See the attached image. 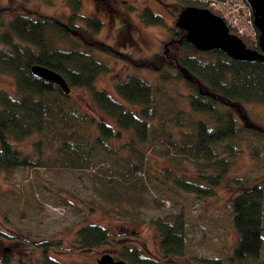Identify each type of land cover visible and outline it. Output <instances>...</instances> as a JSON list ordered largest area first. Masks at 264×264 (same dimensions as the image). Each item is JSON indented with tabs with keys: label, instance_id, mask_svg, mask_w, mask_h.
Here are the masks:
<instances>
[{
	"label": "trees",
	"instance_id": "16d2710c",
	"mask_svg": "<svg viewBox=\"0 0 264 264\" xmlns=\"http://www.w3.org/2000/svg\"><path fill=\"white\" fill-rule=\"evenodd\" d=\"M65 1L70 9L68 15L45 14L23 7L12 17L0 18V72H11L16 78V95L0 89V168L92 169L94 151L113 158L118 151L113 146L115 141L120 140L122 134L132 132L130 142L123 145L128 154L123 163L109 170V178L97 174L94 185L107 200L100 205L104 213L136 223L140 218L138 212L118 203L119 193L112 184L115 177H120L116 180L118 184L137 188H144L149 177L161 188L169 185L173 192H187L200 198L216 194V188L229 175L230 157L243 151V140L257 142L255 148L264 154V129L243 114L244 122L239 123L234 111L240 110L241 101L264 103V63L238 61L216 49L197 50L185 38V31L177 27L165 43L163 63L137 65L157 70L159 82L153 84L132 72L117 83L120 98H116L106 89L95 88L96 77L112 67L92 54L91 49L122 54L103 40L92 38V32H99L103 22L94 14H82V0ZM201 1L188 0L184 6H200ZM142 15L148 24L163 22V17L149 7ZM80 20L84 23H79ZM56 40L63 45H57ZM252 47L259 48L258 42ZM34 64L61 73L70 84L71 92L73 87L80 86L92 90L97 115L76 106L70 99L71 92L65 94L58 84L36 76L32 72ZM169 81L184 82V92L174 86L170 88ZM59 118L68 130L64 134L63 155L57 162L33 160L34 154L14 146L13 142L32 136H36L33 140L36 145H43L50 122ZM238 140H241L239 144ZM155 143L160 145V152L164 154L161 156L169 164L160 163L155 167L149 164L150 155L143 152L144 147ZM174 156L191 162L194 173L189 175L174 169L175 162L168 160ZM232 181L236 193L224 204L228 205L238 239L225 251L226 257L232 264H264L261 258L264 185H250L249 179L243 177ZM151 223L159 233L163 257L175 261L185 255L189 222L183 212L152 218ZM131 230L136 234L133 243L141 239L139 244L129 243L132 239L125 233L115 240L116 255L129 264H159L151 253L142 252L145 243L137 230L128 231ZM77 234V247L85 250L113 242V234L101 224H85ZM0 235L10 234L0 228ZM194 258L200 264H221L222 261V257L211 255ZM0 264L10 262L5 256L0 258ZM40 264L58 262L47 257Z\"/></svg>",
	"mask_w": 264,
	"mask_h": 264
},
{
	"label": "rangeland",
	"instance_id": "374dc122",
	"mask_svg": "<svg viewBox=\"0 0 264 264\" xmlns=\"http://www.w3.org/2000/svg\"><path fill=\"white\" fill-rule=\"evenodd\" d=\"M187 2L188 0H82V14H94L103 22L99 32H92V38L103 40L122 54L117 56L91 49L92 54L98 55L112 67L109 72H102L96 77L95 88L106 89L111 96L120 98L116 85L127 79V75L132 72L157 84V70L137 65L148 62L163 63L165 43L173 36L179 11ZM200 6L223 18L224 12H233L234 8L235 11L244 10L247 16L249 13L252 15L244 0H202ZM23 7L57 15H68L70 10L65 0H0V8H3L0 18L12 17ZM148 7L163 17L161 24H148L144 21L143 10ZM79 23H84V20ZM56 44L63 45L57 40ZM83 47L88 50L86 46ZM167 84L170 88L174 86L181 90L180 92H184L186 88L182 81H169ZM0 89L16 95V78L13 73L0 72ZM70 99L82 110L97 115L92 90L87 87H73ZM239 108L240 110H234L239 123L244 122L241 116L243 114L246 119L264 129V103L241 101ZM49 128L46 130L48 134L43 145L33 142L36 136L13 144L25 153L34 154L33 160L55 163L63 155L64 134L68 127L59 118L51 121ZM95 133L90 136L91 139ZM132 135V132H127L121 135L120 140L115 141L113 146L118 149V155L113 158L109 154L94 151L92 169L65 170L46 166L0 168V228L10 234L0 235V258L6 256L10 264H40L47 257L58 264H98V258L103 253L110 252L117 256L115 240H119L121 235L129 233L128 236L132 239L129 243H133L136 234L132 230L128 231L131 228L137 230L143 244L145 243L146 248L142 252L156 255L160 251V237L151 219L183 212L189 222L186 226L188 248L185 255L175 258L174 264H200L194 258L196 255L218 256L223 258V264H232L225 251L235 245L238 232L234 222L230 220L228 205L224 202L229 201L236 193L235 187L231 185L235 177L248 178L250 185H264V154L255 148L257 142L243 140V151L230 157L232 165L229 175L216 188L215 195L199 198L187 192H173L169 185L161 188L149 177L144 188L132 185L126 187L117 183L116 180L120 177H115L112 184L119 193V205L136 210L140 216L136 223H132L128 218L104 213L100 205L107 200L96 191L94 185L97 174L109 178V170L123 163L128 155L123 145L130 142ZM240 142L241 140L236 141L238 144ZM144 149L143 152L150 155L148 161L151 166L169 164L161 156L164 154L160 152L159 144L155 143ZM176 157L168 159L175 162L173 168L192 175L194 167L191 162L181 161ZM148 161L145 162L146 166L149 165ZM151 166L148 168L149 175L152 172ZM102 181L105 182L103 179ZM103 186L107 187L105 183ZM89 223L108 228L113 234V242L91 250L78 248L77 232L80 227ZM44 239L49 241L44 242ZM140 240L136 239L133 244H139ZM261 258L264 259V245Z\"/></svg>",
	"mask_w": 264,
	"mask_h": 264
},
{
	"label": "water",
	"instance_id": "95a60500",
	"mask_svg": "<svg viewBox=\"0 0 264 264\" xmlns=\"http://www.w3.org/2000/svg\"><path fill=\"white\" fill-rule=\"evenodd\" d=\"M250 7L252 18L259 33V49L247 46L243 39L230 32L223 17L208 8L188 5L183 7L175 22L185 31V38L197 50H220L231 58L244 62L264 63V0H244ZM32 72L45 80L58 84L65 94H70L71 86L58 71L34 64ZM98 264H129L124 259L116 260L112 254L104 253L98 258Z\"/></svg>",
	"mask_w": 264,
	"mask_h": 264
},
{
	"label": "built area",
	"instance_id": "2783aa9c",
	"mask_svg": "<svg viewBox=\"0 0 264 264\" xmlns=\"http://www.w3.org/2000/svg\"><path fill=\"white\" fill-rule=\"evenodd\" d=\"M245 14L244 10H236L234 8L233 12H224V17L226 18L229 27L237 34L244 36L253 45L258 42V34L253 23L251 13Z\"/></svg>",
	"mask_w": 264,
	"mask_h": 264
},
{
	"label": "flooded vegetation",
	"instance_id": "af4514ba",
	"mask_svg": "<svg viewBox=\"0 0 264 264\" xmlns=\"http://www.w3.org/2000/svg\"><path fill=\"white\" fill-rule=\"evenodd\" d=\"M106 1H110V0H106ZM247 46H249V44H247ZM161 249V248H160ZM149 251V250H148ZM113 254V253H112ZM114 255V254H113ZM153 256H155V259H158V262L159 264H173V260L169 259V258H166V257H163L161 251H159L158 253H156V255L152 254ZM116 260H119L120 257L119 256H113ZM223 259V258H222ZM221 264H223L221 262Z\"/></svg>",
	"mask_w": 264,
	"mask_h": 264
}]
</instances>
